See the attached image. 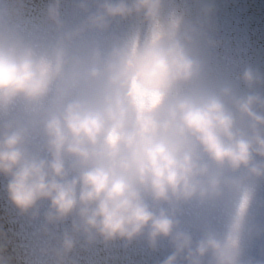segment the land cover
Listing matches in <instances>:
<instances>
[{
	"label": "clouds",
	"instance_id": "9594fccd",
	"mask_svg": "<svg viewBox=\"0 0 264 264\" xmlns=\"http://www.w3.org/2000/svg\"><path fill=\"white\" fill-rule=\"evenodd\" d=\"M60 0L48 19L62 29ZM79 0L86 14L39 51L0 29V176L20 215L43 214L44 231L70 221L52 249L56 264L82 239L125 245L143 237L172 252L161 264H261L242 258L253 185L264 179V84L246 67L247 91L229 80L209 83L201 45L205 26L164 0ZM137 18L148 27L106 51L74 49L87 32ZM20 102L27 109L13 114ZM226 201L235 211L223 234L199 238L180 227L182 205ZM0 264H4L0 256Z\"/></svg>",
	"mask_w": 264,
	"mask_h": 264
},
{
	"label": "bare ground",
	"instance_id": "6f19581e",
	"mask_svg": "<svg viewBox=\"0 0 264 264\" xmlns=\"http://www.w3.org/2000/svg\"><path fill=\"white\" fill-rule=\"evenodd\" d=\"M51 0H0V29L18 36L36 50L54 43L61 31L79 26L86 14L78 8L79 0H60L59 16L62 29L48 19ZM211 6L212 12L205 26L208 39L214 46L201 45L209 83L218 80L233 82L239 91H247L239 76L251 67L264 77V0H164V13L175 10L185 21H195L201 9ZM90 10H94L90 0ZM147 25L137 18L114 20L102 33L87 32L74 49L96 46L106 51L113 43L135 34L143 39ZM256 91L264 94V84ZM22 103L12 109L13 114H24ZM7 179L0 176V256L4 264H56L52 249L60 234L70 227L65 221L44 231L43 214L47 202L39 205L40 214L32 218L20 215L7 199ZM235 205L226 201L200 203L191 201L181 206L177 219L180 227L199 238L204 227L223 234ZM247 223L255 231L242 237V258L264 264V179L253 185L247 209ZM172 252L166 239L158 242L155 250L148 247L143 237L125 245L121 241L104 244L97 241L86 245L81 239L64 260V264H161Z\"/></svg>",
	"mask_w": 264,
	"mask_h": 264
}]
</instances>
